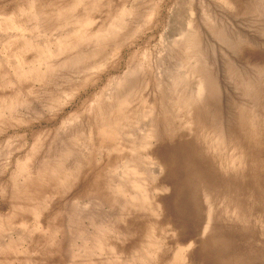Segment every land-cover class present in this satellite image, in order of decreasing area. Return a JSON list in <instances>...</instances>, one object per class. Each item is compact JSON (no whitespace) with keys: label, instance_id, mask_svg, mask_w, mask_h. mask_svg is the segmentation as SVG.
Instances as JSON below:
<instances>
[{"label":"rangeland","instance_id":"obj_1","mask_svg":"<svg viewBox=\"0 0 264 264\" xmlns=\"http://www.w3.org/2000/svg\"><path fill=\"white\" fill-rule=\"evenodd\" d=\"M0 264H264V0H0Z\"/></svg>","mask_w":264,"mask_h":264}]
</instances>
